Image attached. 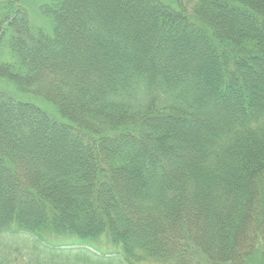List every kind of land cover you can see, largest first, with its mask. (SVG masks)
I'll list each match as a JSON object with an SVG mask.
<instances>
[{"label": "trees", "instance_id": "obj_1", "mask_svg": "<svg viewBox=\"0 0 264 264\" xmlns=\"http://www.w3.org/2000/svg\"><path fill=\"white\" fill-rule=\"evenodd\" d=\"M6 7L0 76L63 120L0 89V264H264V0Z\"/></svg>", "mask_w": 264, "mask_h": 264}, {"label": "rangeland", "instance_id": "obj_2", "mask_svg": "<svg viewBox=\"0 0 264 264\" xmlns=\"http://www.w3.org/2000/svg\"><path fill=\"white\" fill-rule=\"evenodd\" d=\"M9 1H15V0H0V27L5 28L6 25L9 23V20L12 18L11 14L7 11L6 3H9ZM17 1V0H16ZM48 0H18L19 5L21 8H24L29 16L32 25L37 26L45 31H50V24H48L47 18L42 15L41 13V6L45 4ZM167 4H176L178 0H161ZM174 2V3H172ZM4 18H8L6 23H3ZM2 30V29H1ZM14 62V53L11 51L9 45L4 44L0 48V65L3 64H10ZM0 89L3 91L9 93L11 96H13L15 99L24 101V102H30L38 107H40L42 110L47 112L50 116L62 119L61 116L58 114V110L55 107V105L47 100L43 95H36L32 92L24 91L20 89L15 83L11 82L10 80L0 76ZM55 239V238H54ZM70 238L68 237H61L58 242H51L49 240V244H43L45 247H47L50 250L56 249V246L60 244H67ZM76 243L75 245L78 247H84L87 249H90L92 251H95L97 253H105L110 252L111 250H119L115 245L111 243V241L106 236H99L96 238H89L86 240H80L78 238H71ZM0 245L5 248H12L14 245L20 246L22 249L27 250V248L31 249V246L33 245V242L26 238H0ZM29 250V249H28ZM32 257H35L37 260V264H44L51 261L50 254L47 252H42V249H37L36 254H33L29 257L30 261L33 260ZM14 264H26L23 257H21L19 254L13 255ZM73 260L72 263L82 261L83 259H75L73 257H69L65 255L64 258H55L54 263L61 264L64 261Z\"/></svg>", "mask_w": 264, "mask_h": 264}]
</instances>
